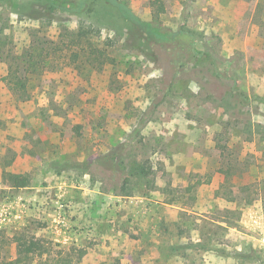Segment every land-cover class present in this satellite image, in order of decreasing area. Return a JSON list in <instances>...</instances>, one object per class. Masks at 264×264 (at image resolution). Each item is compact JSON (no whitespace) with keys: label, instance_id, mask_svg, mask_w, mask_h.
Segmentation results:
<instances>
[{"label":"rangeland","instance_id":"374dc122","mask_svg":"<svg viewBox=\"0 0 264 264\" xmlns=\"http://www.w3.org/2000/svg\"><path fill=\"white\" fill-rule=\"evenodd\" d=\"M125 1L194 39L151 43L101 0L79 13L0 0L5 57L33 37L63 56L66 28L110 58L100 72L60 59L26 78L0 59V260L18 236L48 250L31 264L83 250L77 264H264V0ZM5 172L29 186L10 190ZM192 242L183 257L168 250Z\"/></svg>","mask_w":264,"mask_h":264},{"label":"trees","instance_id":"16d2710c","mask_svg":"<svg viewBox=\"0 0 264 264\" xmlns=\"http://www.w3.org/2000/svg\"><path fill=\"white\" fill-rule=\"evenodd\" d=\"M95 1L98 0H58L57 4H52V7H57L63 12H82L85 10L88 4V11H92ZM107 5L112 6L120 15L122 19L130 23L134 28H136L140 33L145 35L151 43L156 45H177L179 48L187 47L189 43L194 39V33L185 28L184 26L173 32L172 30L165 29L162 30L159 27L153 25V23L142 20L141 17L136 15L130 8L129 4L125 0H101ZM154 0L150 3L151 7L158 12H163V6ZM69 5L72 8H69ZM35 18V16H31ZM59 20V18H58ZM67 35L60 36L55 41V46L63 51L64 54L59 55L51 52L49 49L50 45L54 44V41L40 40L33 37L27 50L22 51L20 54H12L8 58L4 56L3 50L0 46V59L4 60L7 65V75L12 78H26L27 74H32L36 66L46 67L47 65L51 70L55 69V63L60 59H67L71 64L78 65L79 67L92 66V69L100 72L104 65H106L110 58L102 49L98 48L91 39V33L83 29H66ZM193 44V43H192ZM35 72V71H34ZM10 162H7V166ZM1 178L5 182L10 190L17 191L22 188H26L30 184V179L27 174L21 173H2ZM126 183V181H125ZM124 186L122 190H124ZM186 210H180L178 213V221H174L173 225L176 230V237L182 240L187 228L182 225L185 224L184 218L187 215ZM188 216V215H187ZM205 220V219H203ZM182 221V223H180ZM210 222H205L209 224ZM215 236V232L210 229L207 234L208 242L212 241V237ZM12 242V243H11ZM11 244L14 249V258L11 259H1L0 264H31L35 258L41 259L48 250L38 242V240H26L15 236L11 239ZM7 245L6 242H0L3 246ZM199 242H192L189 244H174L170 245L168 250L170 254L178 253L181 250L180 257H183L185 252H191L200 248ZM79 252L78 257L74 260L73 256L69 253L60 256L58 259H51V264H77L81 261L82 256L85 254Z\"/></svg>","mask_w":264,"mask_h":264},{"label":"built area","instance_id":"2783aa9c","mask_svg":"<svg viewBox=\"0 0 264 264\" xmlns=\"http://www.w3.org/2000/svg\"><path fill=\"white\" fill-rule=\"evenodd\" d=\"M0 217H1V215H0ZM262 242H264V239L262 240Z\"/></svg>","mask_w":264,"mask_h":264}]
</instances>
